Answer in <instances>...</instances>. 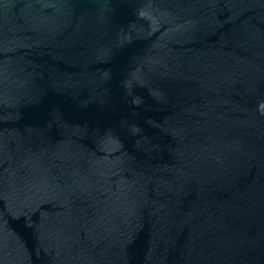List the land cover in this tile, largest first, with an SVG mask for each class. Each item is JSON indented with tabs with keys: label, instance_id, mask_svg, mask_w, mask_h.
<instances>
[{
	"label": "water",
	"instance_id": "1",
	"mask_svg": "<svg viewBox=\"0 0 264 264\" xmlns=\"http://www.w3.org/2000/svg\"><path fill=\"white\" fill-rule=\"evenodd\" d=\"M0 264H264V0H0Z\"/></svg>",
	"mask_w": 264,
	"mask_h": 264
}]
</instances>
